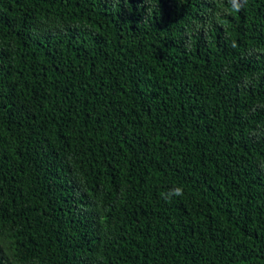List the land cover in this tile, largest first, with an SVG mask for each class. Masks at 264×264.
Segmentation results:
<instances>
[{"label":"trees","instance_id":"trees-1","mask_svg":"<svg viewBox=\"0 0 264 264\" xmlns=\"http://www.w3.org/2000/svg\"><path fill=\"white\" fill-rule=\"evenodd\" d=\"M0 264H264V0H0Z\"/></svg>","mask_w":264,"mask_h":264},{"label":"clouds","instance_id":"clouds-1","mask_svg":"<svg viewBox=\"0 0 264 264\" xmlns=\"http://www.w3.org/2000/svg\"><path fill=\"white\" fill-rule=\"evenodd\" d=\"M234 8H235V11H239L240 10V5L239 4H235L234 5ZM183 194V189L182 188H176L174 189L172 195H175V196H181Z\"/></svg>","mask_w":264,"mask_h":264}]
</instances>
